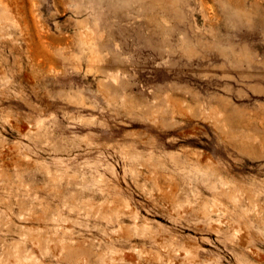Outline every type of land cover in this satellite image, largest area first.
<instances>
[{
	"label": "rangeland",
	"instance_id": "1",
	"mask_svg": "<svg viewBox=\"0 0 264 264\" xmlns=\"http://www.w3.org/2000/svg\"><path fill=\"white\" fill-rule=\"evenodd\" d=\"M79 245L264 264V0H0V264Z\"/></svg>",
	"mask_w": 264,
	"mask_h": 264
},
{
	"label": "bare ground",
	"instance_id": "2",
	"mask_svg": "<svg viewBox=\"0 0 264 264\" xmlns=\"http://www.w3.org/2000/svg\"><path fill=\"white\" fill-rule=\"evenodd\" d=\"M67 247V246H66ZM66 247H64L66 249ZM70 248H67V257H65L64 259L67 261V258L69 261H71L73 264L76 263V261L78 259L81 258L82 256V245H79L77 247L72 248L71 246H69ZM64 251V250H63ZM63 251L61 252V254H63ZM66 251V250H65ZM61 256V255H60ZM59 256V257H60ZM61 258V257H60ZM59 258V259H60ZM63 259V258H62ZM61 260V259H60ZM64 260V261H65ZM82 260V258L80 259V261ZM82 262V261H81ZM79 264V263H78Z\"/></svg>",
	"mask_w": 264,
	"mask_h": 264
}]
</instances>
